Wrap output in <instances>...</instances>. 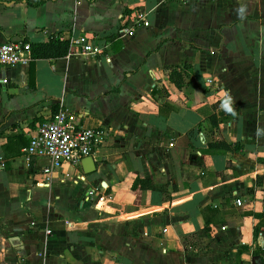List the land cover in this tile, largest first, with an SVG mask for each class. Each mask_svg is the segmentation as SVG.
<instances>
[{
    "label": "crops",
    "instance_id": "1",
    "mask_svg": "<svg viewBox=\"0 0 264 264\" xmlns=\"http://www.w3.org/2000/svg\"><path fill=\"white\" fill-rule=\"evenodd\" d=\"M50 35L98 51L0 66V264H264V0H0V40ZM61 105L103 137L45 184L23 147Z\"/></svg>",
    "mask_w": 264,
    "mask_h": 264
},
{
    "label": "built area",
    "instance_id": "2",
    "mask_svg": "<svg viewBox=\"0 0 264 264\" xmlns=\"http://www.w3.org/2000/svg\"><path fill=\"white\" fill-rule=\"evenodd\" d=\"M144 12H136L131 18L127 28L146 25L148 23ZM70 45L79 46L82 53H93L98 51L87 40L85 35L73 37ZM77 51V49H74ZM30 59L29 43L22 39L0 40V66L15 63H26ZM6 79L1 78L4 82ZM208 85L211 78L205 79ZM103 137V130L94 126H86L77 123V117L66 106H58L55 110L48 111L43 118L37 122L35 132L30 136L23 152L27 156L42 157L44 162L39 169L33 173L37 181L49 183L53 173L62 165H75L82 157L90 155L91 151L98 146ZM94 188H88L86 194L91 197L96 195L94 202L102 201L103 194L98 195ZM235 203H240V198H235ZM49 232V229H45ZM21 264V261L17 262Z\"/></svg>",
    "mask_w": 264,
    "mask_h": 264
},
{
    "label": "trees",
    "instance_id": "3",
    "mask_svg": "<svg viewBox=\"0 0 264 264\" xmlns=\"http://www.w3.org/2000/svg\"><path fill=\"white\" fill-rule=\"evenodd\" d=\"M27 4L31 5H36L44 0H24ZM69 50H71V45L70 41L66 38H61L57 36H52L50 35L48 39L44 41H36V42H30L29 43V54H30V59L28 61L29 65V80H31V66H32V61L35 58H41V57H57L64 55L67 53ZM170 78L176 85H180L181 82V74L180 70L172 69L170 73ZM228 106H226L227 108ZM214 114L211 113L209 115V119H214V124H216V119L214 118ZM208 146H217L223 149H238L240 147L239 144L233 143L230 144L229 142L225 141H219V140H214L213 142H210ZM136 186H139L141 188L149 187L150 183L148 182L147 179H142V178H134L132 183H131V188H136ZM264 211V208H263ZM205 225H206V220H205ZM256 230V229H254Z\"/></svg>",
    "mask_w": 264,
    "mask_h": 264
},
{
    "label": "water",
    "instance_id": "4",
    "mask_svg": "<svg viewBox=\"0 0 264 264\" xmlns=\"http://www.w3.org/2000/svg\"><path fill=\"white\" fill-rule=\"evenodd\" d=\"M80 161H81L82 167H83L85 172H88V171L93 169L94 164H93V161H92L90 155H86V156L82 157ZM89 162L91 163L90 168L87 166V164H89Z\"/></svg>",
    "mask_w": 264,
    "mask_h": 264
},
{
    "label": "clouds",
    "instance_id": "5",
    "mask_svg": "<svg viewBox=\"0 0 264 264\" xmlns=\"http://www.w3.org/2000/svg\"><path fill=\"white\" fill-rule=\"evenodd\" d=\"M229 111H231V109H229Z\"/></svg>",
    "mask_w": 264,
    "mask_h": 264
}]
</instances>
